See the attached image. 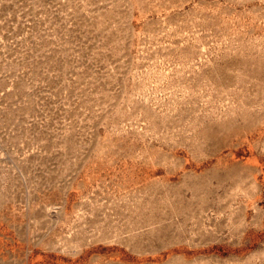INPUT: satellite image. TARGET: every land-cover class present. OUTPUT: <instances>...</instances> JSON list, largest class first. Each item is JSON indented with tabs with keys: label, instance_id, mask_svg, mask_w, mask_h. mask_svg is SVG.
<instances>
[{
	"label": "rangeland",
	"instance_id": "374dc122",
	"mask_svg": "<svg viewBox=\"0 0 264 264\" xmlns=\"http://www.w3.org/2000/svg\"><path fill=\"white\" fill-rule=\"evenodd\" d=\"M0 264H264V0H0Z\"/></svg>",
	"mask_w": 264,
	"mask_h": 264
}]
</instances>
